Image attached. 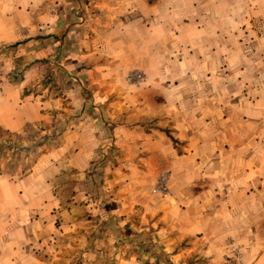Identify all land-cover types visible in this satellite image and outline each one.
Listing matches in <instances>:
<instances>
[{
    "label": "rangeland",
    "instance_id": "1",
    "mask_svg": "<svg viewBox=\"0 0 264 264\" xmlns=\"http://www.w3.org/2000/svg\"><path fill=\"white\" fill-rule=\"evenodd\" d=\"M167 6L155 42L117 60L80 51L74 25L44 59L0 43V264H264V0ZM79 116L156 141H104L78 169L57 151Z\"/></svg>",
    "mask_w": 264,
    "mask_h": 264
},
{
    "label": "crops",
    "instance_id": "2",
    "mask_svg": "<svg viewBox=\"0 0 264 264\" xmlns=\"http://www.w3.org/2000/svg\"><path fill=\"white\" fill-rule=\"evenodd\" d=\"M57 1L58 3H52L51 12L48 8L45 9V0H0V5L10 6L13 10L10 11L11 19L0 23V43L25 42L26 51L30 50L36 59H44L50 54L49 48L44 46L45 37L52 39L59 36L57 34L65 27L74 25L78 28L75 38L84 45L80 51L83 52V48L88 50L96 60H117L125 56L121 50L123 44L134 45V51L139 53L141 44L155 42L156 37L152 34L157 28L156 23L163 19L168 20L166 12H170V9L167 5L171 4V0H69L66 7L65 0ZM37 11L40 12L34 17L33 14ZM159 27L168 34L172 28L168 25ZM48 29L50 31L46 32ZM64 36L65 34L61 38ZM73 104L78 107L80 102L74 101ZM43 118L44 114L40 112L37 117L27 120L37 121ZM109 120L106 118L107 123ZM101 121L97 116L93 121L96 125L94 126L86 116H79L70 122L63 131L64 141L59 144L57 154L66 149L70 150L71 147L76 148V155L82 161L77 168L84 169L96 154H107L108 149L103 150V146L106 147L102 145L104 141L122 150L129 147L140 155L156 141V132L143 130L144 127L141 126L130 128L123 121L112 123V120L111 124L108 123L109 128L105 127L101 131V126H98ZM88 124L94 128L88 127ZM47 156L49 154L44 155V158L48 161Z\"/></svg>",
    "mask_w": 264,
    "mask_h": 264
},
{
    "label": "built area",
    "instance_id": "3",
    "mask_svg": "<svg viewBox=\"0 0 264 264\" xmlns=\"http://www.w3.org/2000/svg\"><path fill=\"white\" fill-rule=\"evenodd\" d=\"M141 79V75L136 73V74H132L128 80L131 81V80H140ZM162 186V187H161ZM158 189L159 191H162V193L166 194V185H161Z\"/></svg>",
    "mask_w": 264,
    "mask_h": 264
}]
</instances>
